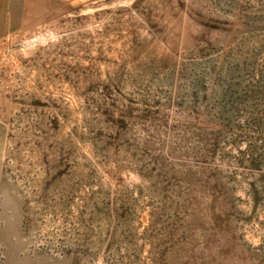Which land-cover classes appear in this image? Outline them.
Returning a JSON list of instances; mask_svg holds the SVG:
<instances>
[{"label":"rangeland","instance_id":"rangeland-1","mask_svg":"<svg viewBox=\"0 0 264 264\" xmlns=\"http://www.w3.org/2000/svg\"><path fill=\"white\" fill-rule=\"evenodd\" d=\"M0 264H264V0H0Z\"/></svg>","mask_w":264,"mask_h":264}]
</instances>
